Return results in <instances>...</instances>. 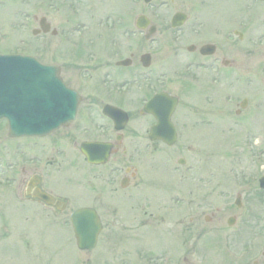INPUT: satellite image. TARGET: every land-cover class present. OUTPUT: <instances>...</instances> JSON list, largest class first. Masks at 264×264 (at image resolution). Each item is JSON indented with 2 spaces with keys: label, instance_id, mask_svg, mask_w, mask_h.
<instances>
[{
  "label": "flooded vegetation",
  "instance_id": "obj_1",
  "mask_svg": "<svg viewBox=\"0 0 264 264\" xmlns=\"http://www.w3.org/2000/svg\"><path fill=\"white\" fill-rule=\"evenodd\" d=\"M64 1L68 0H47V10L51 9L52 2ZM131 1L135 7L130 10L125 9L124 14L113 21L117 27L115 26L112 31L118 30L121 35L128 37L131 35L136 38L134 45L129 44V50L133 46L144 48L145 45L156 43L154 52L162 46L167 51L170 46L171 56L155 64L151 53L147 51L138 58L133 52L128 53L125 58H121L120 52H115L113 57L118 58L115 61L100 59L96 55L91 72L89 74L82 72L87 75L79 76L76 70L75 77L69 74L71 65H66L67 69L59 65L63 85L66 89L75 92L79 98L75 117L69 124L54 130L45 138L38 139L11 138L8 135L7 125L0 123V242L12 239L16 228L14 222L4 220L2 212V203L5 194L8 193L10 199L19 206L38 210L48 221L60 226L69 227V219L61 221L56 217L65 215L70 204L76 205L73 210L80 207L92 208L98 214L102 226L93 250L99 246L106 252L114 254L117 247L119 248L117 245L129 242L128 245L133 244V247L128 253L135 259H129L127 264H147L145 260L148 259V255L134 243L141 242L143 229L160 227L174 217L172 220L174 228L169 233H173L172 238L176 243L174 254L177 260L172 259L170 264H215L209 263L208 248L212 239L211 233L216 232L223 234L221 237L225 244L226 256L234 258H227V264H264V249L260 250L254 245L264 233V209H261L264 206V189L260 188L259 183L260 178L264 176V170L243 172L238 177L232 174L231 177L217 178L220 180L217 182L218 187H224V191L226 189L234 191L229 201L224 197L225 201L218 206L212 205V192L218 187L215 188L208 167L199 175L202 178L195 176L193 163L189 164L186 172L183 173L178 168H184L186 162L184 157L176 160L178 166L172 170L175 189L170 190L166 197L156 200L150 197L151 195H145L143 194L145 186H142L147 174L149 177L151 173H156L161 168L160 164L166 154L171 153V149L179 147V152H182L186 148L187 152H191L194 147H202L205 159L209 157L206 155L207 144L198 141L193 136V132L212 126V116L217 113L212 111L213 106L220 108L221 105L224 106L225 109L222 111L228 108L231 99L227 97L229 94L224 92L215 99L211 94V87L212 85L231 87L242 81L243 64L235 59L236 54L241 53L238 49L243 51L242 46L238 45L237 53H234L233 48H224L220 44L206 40L196 41L195 39L200 37V32L194 28V25L199 27L201 23L196 21L194 12L177 10L170 16L158 13L164 5H168L171 9L175 0L154 3L153 15L165 29L155 25L151 17L141 14L134 17L133 31H131L129 29L131 13L137 10L134 8L139 7L135 0ZM151 1L141 0L144 5L151 4ZM45 2V0L35 1L32 8L42 7ZM23 14L26 17L23 30L26 31L37 23L38 29H32L31 32L40 34L43 29H48L49 32L46 34L54 35L53 37L59 33L60 36L64 35L61 26L51 27L52 23L48 15L46 19L44 16L38 17L27 11ZM107 17L109 18L110 15ZM167 20L168 26H166ZM9 25V19L4 18V26L7 30ZM100 29L105 28L100 26ZM180 31L183 33L179 35ZM224 39H228L227 35ZM126 41L129 39L126 38ZM211 45L212 53L208 49ZM112 47L117 48V44H112ZM218 50L221 54L217 56ZM186 53L190 56L189 60L184 59ZM170 85L175 86V93L163 89ZM249 85L250 82H247V87ZM249 92L252 93L250 89ZM158 94L166 95L168 99L162 104L155 105L151 102ZM139 95H145V99L140 98L139 102L135 99ZM172 102H175V105L170 110L168 123L175 132L176 140L172 146H168L160 139L164 137L162 130L165 128L162 123L159 125L158 117L154 113L166 111L171 107ZM235 106L237 108L234 111L235 115L245 118L241 123L229 125L230 130L233 128L237 131L242 130L244 137L246 133H250L248 131L259 134V128L255 129L252 123L258 108H254L252 104V110L247 113V109L251 106L247 97L238 101ZM110 107L115 110L111 117L106 114V110ZM179 113L180 115L177 116ZM248 118L250 121L245 124L244 119ZM227 120L230 121L228 117ZM158 125L159 128L156 129ZM225 129H227L226 124ZM204 139L206 140V136ZM84 143H94L98 146L93 153L91 152L96 164H88L82 155L80 150ZM245 148L249 156L255 158L257 162L264 157V139L247 140ZM198 153L201 154V149L197 150V155ZM71 156H76L80 164L88 167L86 175L74 177L66 174L65 164ZM103 156H105L104 162H101ZM139 162H143V169L140 171L143 173L138 172ZM204 165H207L205 160ZM72 168H76L72 172L78 171L76 166ZM148 177L147 180H151ZM152 184L153 182L149 181L147 185ZM65 185L77 187L79 191L73 194L69 189L66 191L62 188ZM183 185L190 187H181ZM201 190L204 191L202 201L207 207L212 208V212L204 217V221L208 224L219 223L222 228L206 234L204 232L205 236L209 235L206 237L210 238L206 247L207 252L200 257V262L194 263L196 248L193 229L194 224H199L202 213H199L200 209L196 208L191 197ZM229 193L227 191L228 198ZM44 198L48 199V202ZM164 201L172 202L175 206L172 204L173 208L165 212ZM154 202L157 204V209H153ZM184 206L190 208V212L183 213ZM155 210H157L156 214ZM107 217L108 220L105 219ZM24 224L30 229L29 215L25 217ZM230 229L235 230L228 233ZM160 234L162 237H167L163 230ZM20 235L19 241L24 244L25 251H29L31 244L25 241L26 235ZM213 238H216V234ZM244 241L250 245L239 249L241 251H237V258L236 252L230 246L234 249ZM84 252L89 253V251ZM249 255L259 259L248 260ZM216 264L223 262L218 260Z\"/></svg>",
  "mask_w": 264,
  "mask_h": 264
},
{
  "label": "rangeland",
  "instance_id": "obj_2",
  "mask_svg": "<svg viewBox=\"0 0 264 264\" xmlns=\"http://www.w3.org/2000/svg\"><path fill=\"white\" fill-rule=\"evenodd\" d=\"M35 1L38 0H5L4 5L0 4V54L28 55L35 57L41 63L59 64L66 69V65H71L69 74L72 77H75L76 70L79 76L87 75L83 74L84 72L89 74L96 55L100 59L115 61L118 59L113 57L115 52H120L121 58H125L128 53L133 52V55L138 58L140 54L147 51L151 53L155 64L171 56L170 46L167 51L162 46L154 52L156 43L145 45L144 48L133 46L135 49L131 47L129 50V44L134 45L136 38L131 35L129 37L121 35L118 30L116 32L112 31L116 26L113 21H116L118 16L124 14L125 9L130 10L135 7L131 0H68L62 3L52 2L51 9L48 10L47 0H45V5L42 7L35 6L32 8V4ZM135 1L139 7L134 8L137 10L131 13L132 17H130L129 27L131 31H133L134 17L141 14L151 17V21L155 25L165 29L156 21L153 15V10H155L154 3L158 1L170 2V0H152L149 5H144L141 0ZM4 8L9 10L12 8V11L5 13L3 11ZM177 10L196 14V21L201 23L199 27L194 25V28L200 32V37L196 38V41L206 40L217 45L220 44L224 48H233L234 53H237L238 45H241L243 51L238 49L241 53H237L235 59L242 62L243 72L241 75L242 81L235 86L212 85L211 87L213 98L218 99L222 93L227 92L229 94L227 97H231V99L225 111H222L225 109L222 105L221 108L219 106L212 107V111L217 113L212 116L213 124L211 127L198 129L193 132V136L198 141L207 144L206 155L209 157L205 159L202 147H194L193 150H190L191 152H187L186 148L182 152H179V147L174 148L170 150L171 153L166 154L162 164H160L161 168L156 173H151L149 177L147 174L145 183L142 185L145 186L143 194L151 195L150 197H154L156 200L163 199L170 190L173 191L175 189L172 170L178 166L176 160L180 157H184L186 161L184 168H178L183 173L186 172V167L193 163L195 176L202 178L199 175L203 174L206 171V167H208L207 169L212 174V182L213 184L215 183V188L218 187L217 182L220 181L217 178L231 177L233 176L232 174L238 177L243 172H262L264 170V168L261 169L264 167V157L257 162L255 158L253 159L249 156L248 150L245 148V141L247 140L260 141L264 139V0H175L171 9L168 5H164L158 13L170 16L172 12ZM26 11L38 17L44 16L46 19L48 15L52 23L51 27L57 28L61 26L64 29V35L62 31L63 36H60L61 34L59 33L56 37L42 33L32 35V29H38L37 23L34 26H30L28 30H23V26L26 24V17L23 13ZM2 14L10 21L8 30L4 26V22H1ZM107 15H110V17L108 18ZM247 21L249 22L248 28ZM167 24L168 20L166 26H168ZM100 26L105 29L101 30ZM94 28L95 30H91ZM234 31L243 33L241 40L233 34ZM182 33L183 31H180L179 35ZM160 35H162V32ZM225 35H228V39H224ZM126 38L129 41H126ZM112 44H117V48H113ZM151 50L153 51L151 52ZM216 54L217 56L220 55L221 51H216ZM189 58L190 56L186 53L184 59L189 60ZM66 75L68 74L66 73ZM247 82H250L249 87H247ZM248 88L252 93L249 92ZM163 89L169 93H175L174 85ZM245 97L249 98L251 103L247 113L252 110V104L254 108H258V112L255 111L252 123L255 129L256 127L259 128L260 133L248 131L250 133H246L244 137L242 130L237 131L236 128L229 130V125L241 123L243 118H245L239 115L236 116L234 113L237 109L236 103ZM140 98L145 99V95H139L135 99L140 102ZM179 115L180 113L177 116ZM227 117L230 119L231 124L228 122ZM249 121L250 118L244 119L245 124H248ZM225 124L227 129H225ZM205 136L206 140L204 139ZM40 144H43V142H40ZM200 149L201 154L198 153L199 156L197 155V150ZM204 160L207 161L206 166L204 165ZM74 166L78 168L77 172H72L76 170V168H72ZM141 169H143V162L138 164L139 173H143L140 172ZM87 170H89L88 167L80 164L76 156H71L65 164V171H67L66 174L68 176L86 175ZM147 177L151 180H147ZM149 181L153 182V184L147 185ZM181 187L189 188L190 185ZM62 188L66 191L69 189L73 194L79 191L77 187L66 185ZM223 189L225 188L218 187L216 191L212 192L211 200L213 206H218L225 199L229 201L230 197H233L234 191L227 189L224 191ZM227 191L228 193L230 192L229 198ZM203 194L204 191L201 190L191 197L195 202L196 208L200 209L199 213H202L199 224H194L195 228L193 229L196 248L194 263L200 262V257L207 252L206 247L210 238L208 239L209 235H206V237L205 234L222 228L218 225L219 223L212 222L208 224L204 221V217L210 215L212 208L207 207L206 203L202 201ZM5 195L6 197L2 203L4 220L14 222L16 228L12 239L0 242V264H127L126 262L129 259H135L128 253L131 252L133 247V244L128 245L129 242H122L120 243L122 245H117L119 248L117 247L114 254L106 252L99 246L89 253L80 252L75 247L73 233L70 228L48 221L38 210L21 207L10 199L8 193ZM224 197L225 199H223ZM172 204L174 205L172 202L164 201L165 212L167 209L173 208ZM152 206L153 209H157L155 202ZM75 207V204H70L65 215H60L56 219L67 221L69 213ZM261 209H264V206ZM188 212H190V208L184 206L183 213ZM156 213L157 210H155ZM103 214L106 217V214ZM27 215L30 216V229L24 224V219ZM105 219L108 220V217ZM173 219L171 218L167 223L161 225L162 228L160 226L152 229L151 227L143 229L144 234L141 242L134 243L138 245L144 254L148 255L147 262L149 264H162L163 258H167L168 264L172 262V259L177 260L174 254L176 243H174L172 238L173 233H169L174 228ZM223 227L227 229L226 226ZM160 230L165 231L167 237L160 236ZM234 230L230 229L227 232L232 233ZM20 234H25V241L31 244L29 251H25L24 244L19 241ZM215 234L216 238H213ZM211 235L212 239L208 250L210 254L209 263L216 264L220 260L223 264H227V258L234 259L227 257L225 254L224 242L221 237L223 234L216 232L211 233ZM261 237L254 245L263 250L264 233ZM245 245L249 246L250 244L244 241L243 244L236 245L234 249L231 246L230 248L236 252L238 258V252L241 251L239 249L245 247ZM247 259H259V257L249 255ZM229 263H231L230 260Z\"/></svg>",
  "mask_w": 264,
  "mask_h": 264
},
{
  "label": "water",
  "instance_id": "obj_3",
  "mask_svg": "<svg viewBox=\"0 0 264 264\" xmlns=\"http://www.w3.org/2000/svg\"><path fill=\"white\" fill-rule=\"evenodd\" d=\"M166 100L164 96H157L151 103L162 104ZM77 102L76 95L62 85L55 66L42 65L28 56L0 55V119L7 120L10 136L47 135L73 119ZM173 104L166 111L154 113L159 125L162 123L165 128L162 139L168 144L174 141V132L168 123ZM161 107L165 108L164 105ZM97 148V145L83 146L85 152ZM88 153V160L94 162ZM44 200L48 202V199ZM70 220L78 248L94 247L101 228L96 213L91 209H80L71 215Z\"/></svg>",
  "mask_w": 264,
  "mask_h": 264
}]
</instances>
